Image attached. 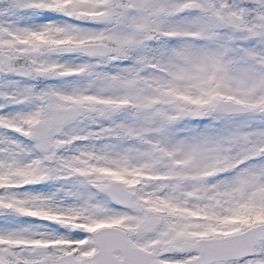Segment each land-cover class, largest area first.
<instances>
[{
	"label": "snow or ice",
	"instance_id": "obj_1",
	"mask_svg": "<svg viewBox=\"0 0 264 264\" xmlns=\"http://www.w3.org/2000/svg\"><path fill=\"white\" fill-rule=\"evenodd\" d=\"M0 264H264V0H0Z\"/></svg>",
	"mask_w": 264,
	"mask_h": 264
}]
</instances>
